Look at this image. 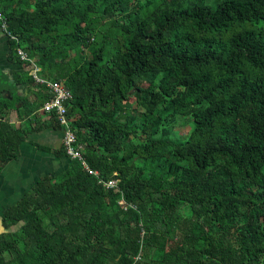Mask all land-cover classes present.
<instances>
[{
    "label": "trees",
    "instance_id": "obj_1",
    "mask_svg": "<svg viewBox=\"0 0 264 264\" xmlns=\"http://www.w3.org/2000/svg\"><path fill=\"white\" fill-rule=\"evenodd\" d=\"M0 12L7 59L26 69L13 82L30 87L0 90V174L30 134L63 133L17 48L70 92L88 167L53 150L66 169L1 213L0 264H264V0H0Z\"/></svg>",
    "mask_w": 264,
    "mask_h": 264
},
{
    "label": "crops",
    "instance_id": "obj_2",
    "mask_svg": "<svg viewBox=\"0 0 264 264\" xmlns=\"http://www.w3.org/2000/svg\"><path fill=\"white\" fill-rule=\"evenodd\" d=\"M8 51V37L0 27V90L5 89L2 94L5 97H8L9 91L12 94L26 95L30 87L13 82L14 75L26 72V69L8 61ZM12 116L15 117V114L11 113L10 118ZM62 137L61 130L52 129L28 136L29 141L20 147L19 157L10 162L0 174V204H3L0 214L27 192L37 179L45 175H58L66 169L69 160L66 157H56L53 153V150L61 148ZM30 141L49 147L52 152L40 151Z\"/></svg>",
    "mask_w": 264,
    "mask_h": 264
},
{
    "label": "built area",
    "instance_id": "obj_3",
    "mask_svg": "<svg viewBox=\"0 0 264 264\" xmlns=\"http://www.w3.org/2000/svg\"><path fill=\"white\" fill-rule=\"evenodd\" d=\"M0 27L6 33V35H8L11 39H15L7 32L6 23L3 19V16L1 15V12ZM17 54L21 60L29 62L30 65L28 67V75L31 76L38 84L46 86V88L52 94L51 99L44 103L41 110L46 114L52 115L53 118L63 127L62 146L66 156L72 160H79L83 167L88 169L87 164L83 159L82 146L77 144L75 134L71 127L72 120L67 117L66 102L71 99L70 92L63 83L43 77L41 75V69L37 66L34 59L28 58L22 49L17 48ZM93 174L97 175L96 172ZM100 183L102 182L100 181ZM117 183V180H110L103 182L102 184L106 188L111 189L116 188ZM120 204L123 203L120 202Z\"/></svg>",
    "mask_w": 264,
    "mask_h": 264
},
{
    "label": "rangeland",
    "instance_id": "obj_4",
    "mask_svg": "<svg viewBox=\"0 0 264 264\" xmlns=\"http://www.w3.org/2000/svg\"><path fill=\"white\" fill-rule=\"evenodd\" d=\"M10 119H11V121L14 122V123L17 122V121H16V117H14V116H12ZM175 130H177V131L181 132V134H183V133H186V132L188 131V128H187V127H184V126H182V125H178V127H176ZM3 203H4V202H3ZM2 206H3V204H2ZM2 206H1V204H0V209H2Z\"/></svg>",
    "mask_w": 264,
    "mask_h": 264
},
{
    "label": "water",
    "instance_id": "obj_5",
    "mask_svg": "<svg viewBox=\"0 0 264 264\" xmlns=\"http://www.w3.org/2000/svg\"><path fill=\"white\" fill-rule=\"evenodd\" d=\"M4 231V227H3V224H2V216L0 214V234Z\"/></svg>",
    "mask_w": 264,
    "mask_h": 264
}]
</instances>
